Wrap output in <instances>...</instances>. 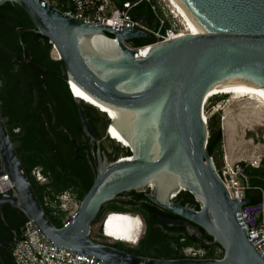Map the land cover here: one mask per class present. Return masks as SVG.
I'll return each instance as SVG.
<instances>
[{
  "label": "water",
  "instance_id": "obj_1",
  "mask_svg": "<svg viewBox=\"0 0 264 264\" xmlns=\"http://www.w3.org/2000/svg\"><path fill=\"white\" fill-rule=\"evenodd\" d=\"M174 2L198 34L151 46L144 58L135 59L138 51L126 43L151 40L143 31L85 23L42 6L38 0H0V6L14 4L23 11L33 27L25 31L48 40L63 65L67 83L118 113L128 143V148H122L127 156L96 166L90 189L61 228L51 224L36 200L1 117L0 176L9 178L22 218L32 220L48 242L103 264H264L238 219L250 199H230L206 153L208 130L202 118V106L212 87L264 88V0ZM94 37L109 42L104 52L93 47ZM72 99L85 135L93 140L81 110L86 104ZM110 123L106 119V126ZM146 188H150L146 199L151 204L184 220L158 218L160 223L182 227L197 240V228L202 229L211 244L220 247L222 257L159 260L121 253L89 238L102 206L117 200L116 195ZM178 193L192 196L198 210L175 205L172 198Z\"/></svg>",
  "mask_w": 264,
  "mask_h": 264
},
{
  "label": "flooded vegetation",
  "instance_id": "obj_2",
  "mask_svg": "<svg viewBox=\"0 0 264 264\" xmlns=\"http://www.w3.org/2000/svg\"><path fill=\"white\" fill-rule=\"evenodd\" d=\"M32 28L19 7L9 3L0 6V117L42 211L49 221L50 216L63 223L60 205L67 202L65 197L76 205L74 215L95 179L96 166L113 163L123 156L117 145L105 138L106 121L94 110L81 105L94 135L92 140L84 133L75 102L74 107H69L64 101L55 100L61 96L59 82L63 73L55 64L60 60L52 49L45 52L42 39L36 36L38 34L25 31ZM108 135L111 137L110 126ZM33 158L35 160L31 163L38 164L30 166L28 161ZM36 174H39L38 178ZM8 181L10 190L0 195V264H5L3 253L20 236L21 224L25 220L13 199L9 178ZM149 192L150 188L124 192L116 195L117 200L107 203L108 207L102 206L96 217L98 235L91 240L97 245L138 257L157 259L158 251L168 254L171 250L172 256H181L182 259H210L205 257L207 249L215 246L210 237L197 228L200 236L197 240L188 236L182 227H166L160 223L158 218L174 222L184 220L151 204L146 199ZM80 194L83 196L81 200ZM40 195L43 196L42 206ZM44 199L53 207L45 205ZM172 199L175 205L197 211L192 203L194 199L188 193H178ZM109 213L127 214L138 219L140 231L135 243L113 241L101 234L100 226ZM190 226L195 228L193 224ZM201 245L207 249L202 250ZM185 249L202 250L203 255L189 257L185 255ZM158 257L161 258V254Z\"/></svg>",
  "mask_w": 264,
  "mask_h": 264
},
{
  "label": "built area",
  "instance_id": "obj_3",
  "mask_svg": "<svg viewBox=\"0 0 264 264\" xmlns=\"http://www.w3.org/2000/svg\"><path fill=\"white\" fill-rule=\"evenodd\" d=\"M42 6L48 5L63 15L80 20L85 23L102 25L113 30L136 29L143 31L151 37L150 44L145 47L135 48L139 57L140 50L154 45L167 43L175 39L193 35L185 17L180 13L178 7L172 0H38ZM139 5H145L155 27H149L143 20H134L132 11ZM128 48V44H126ZM67 89L72 95L70 86ZM202 106V118L204 124L210 117L204 115ZM109 125L105 126V138L120 147L118 143L108 135ZM122 148V147H120ZM213 162V161H212ZM261 159L257 156H250L244 160L231 161L224 155L220 166L215 167L216 172L223 183L230 199L241 201L248 198L247 194H254L259 198L258 202L246 204L241 207L238 219L245 229L248 240L254 249L264 258V190L251 187L245 169H257ZM37 178L39 174H36ZM11 188L7 176H0V195L5 194ZM65 197V196H64ZM67 202L60 205V210L64 214L63 223H66L73 215L76 205L71 203V199L65 197ZM44 204L53 207L47 199ZM72 206V208H71ZM121 215V214H120ZM114 213L105 216V220ZM124 216L133 219L125 214ZM104 221V220H103ZM103 224H101V234L103 235ZM104 236V235H103ZM105 237V236H104ZM106 238V237H105ZM11 258L14 264H103L102 261L92 256L73 253L71 250L56 246L46 240L40 233L39 228L32 220H24L21 227L20 237L11 247ZM186 256L201 257L203 251L193 252L185 249Z\"/></svg>",
  "mask_w": 264,
  "mask_h": 264
},
{
  "label": "rangeland",
  "instance_id": "obj_4",
  "mask_svg": "<svg viewBox=\"0 0 264 264\" xmlns=\"http://www.w3.org/2000/svg\"><path fill=\"white\" fill-rule=\"evenodd\" d=\"M247 98L239 95L234 98L228 94L218 95L209 98L203 107L204 115L207 117L212 115L219 117L222 136V157L217 159L216 166H220L225 155L226 146L230 149V153L227 151L226 153L230 156L229 158L233 159L232 161L257 156L264 164V109H254L253 101ZM224 117H227V125L225 127L222 124ZM104 118L107 119L106 115ZM112 144L116 146L114 143ZM118 145L126 148L122 143L118 142ZM97 228L98 224L91 226L90 239L98 235Z\"/></svg>",
  "mask_w": 264,
  "mask_h": 264
},
{
  "label": "bare ground",
  "instance_id": "obj_5",
  "mask_svg": "<svg viewBox=\"0 0 264 264\" xmlns=\"http://www.w3.org/2000/svg\"><path fill=\"white\" fill-rule=\"evenodd\" d=\"M173 3L178 7L180 13L185 17L187 20L189 27L191 29V34L197 35L198 31L195 26L189 21L188 17H186L185 13L182 9L172 0ZM93 47L99 51L104 52L107 48V42L105 39L100 37H94L91 40ZM147 48H143L140 50L139 57H142L146 54ZM70 86V90L72 92V97L85 102L86 104L96 107L100 110L101 113L105 114L107 119L111 121L109 124L111 130V138L116 141H120L124 147L128 148V143L124 139L122 135V129L119 125V115L118 113L112 111L111 109L105 107L104 105L100 104L96 100L92 99L88 95H86L80 88H78L73 83H68ZM231 95L233 98L236 96L241 97H248L247 99L253 101L255 105L253 108L260 110L264 109V88L252 85H218L212 87L209 91L206 101L216 95ZM241 94V95H240ZM237 99V98H236ZM205 101V102H206ZM251 108V107H250ZM258 115V114H257ZM223 127L227 125V117L223 118ZM109 131V130H108ZM226 151L229 152V147L226 146ZM230 153V152H229ZM226 153V158L227 157ZM115 216H111L108 219L104 220L103 226V235L106 238L112 239L113 241L123 242V243H135L136 238L138 237V232L140 231V223L137 218H129L120 214H114Z\"/></svg>",
  "mask_w": 264,
  "mask_h": 264
},
{
  "label": "trees",
  "instance_id": "obj_6",
  "mask_svg": "<svg viewBox=\"0 0 264 264\" xmlns=\"http://www.w3.org/2000/svg\"><path fill=\"white\" fill-rule=\"evenodd\" d=\"M60 11H63V9H60ZM132 18L134 20H143L144 24H146L149 27H155V24L152 21V17L149 15L148 11H147V7L145 5H139L134 11H132ZM38 38H41L44 46H45V52L48 53L51 50V45L48 43V40L43 38L40 35H36ZM106 36L108 38H112V36L110 34H106ZM130 47L132 48H141V47H145L148 44H150V40H133L130 41L128 43ZM55 64L58 65L60 72L63 73L62 78L60 79L59 82V91L61 93V96L58 98H55V100L58 101H64L65 104H67L69 107H74V100L72 99L68 89H67V84L65 81V76H64V68L63 65L61 63V61L55 62ZM218 96V95H216ZM214 97V96H213ZM83 107L85 108H90L91 110H94L98 116L101 117V119L103 121H106V119L104 118V115L100 114L99 112H97L95 109L82 104ZM3 117V115H2ZM207 130H208V139H207V144H206V153L207 155L212 159L215 167L216 166V161L217 159L222 157V136L221 131H220V123H219V117L217 115H212L210 116V118L207 121ZM119 151L121 153V156H127L128 155V151L126 149H122L119 148ZM37 155V154H36ZM32 156V155H31ZM35 159H31L29 160V164L30 166H34L37 165V162H33L31 163V161H34ZM245 174L248 177L249 180V184L251 187H257V188H261L264 190V164L260 163V166L257 169H250V168H246L245 169ZM82 194H80L79 200H81L82 198ZM191 197V196H190ZM247 197L250 199V204L256 203L258 202L259 198L257 196H255L254 194H247ZM43 196L40 195L39 197V202L41 204V206L43 205V201H42ZM192 201V199H191ZM192 203L194 204L195 208L198 210V205L197 203H195L194 201H192ZM108 207V205L104 206L103 208ZM50 218L51 223L56 227V228H61L63 223H61L59 220H55L53 218ZM98 222V219H96L95 221L92 222L91 226L95 225ZM24 221L21 224V227L23 225ZM20 236L17 237V239ZM211 239V238H209ZM202 250L203 249H207V247L202 246ZM11 248L7 249L4 253V262L5 264H14L11 258ZM170 253H172V251L170 250V252H168V254H164V252L158 251V255L161 254V258L158 257L157 255V259H182L183 257L181 256H172ZM169 254L171 255V257L169 256ZM222 250L220 249L219 246L215 245L214 247L208 248L207 249V253H206V258H210V259H220L222 257Z\"/></svg>",
  "mask_w": 264,
  "mask_h": 264
},
{
  "label": "crops",
  "instance_id": "obj_7",
  "mask_svg": "<svg viewBox=\"0 0 264 264\" xmlns=\"http://www.w3.org/2000/svg\"><path fill=\"white\" fill-rule=\"evenodd\" d=\"M225 156H226V151H225ZM230 156H228V159H230L231 161L233 160V159H231V158H229Z\"/></svg>",
  "mask_w": 264,
  "mask_h": 264
}]
</instances>
